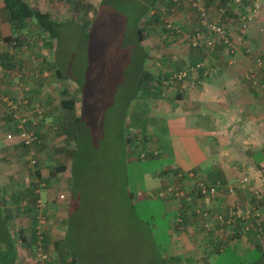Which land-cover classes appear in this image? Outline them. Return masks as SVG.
<instances>
[{
	"label": "rangeland",
	"instance_id": "1",
	"mask_svg": "<svg viewBox=\"0 0 264 264\" xmlns=\"http://www.w3.org/2000/svg\"><path fill=\"white\" fill-rule=\"evenodd\" d=\"M51 1L47 2V7L44 6L45 4L43 5L45 9L48 8L47 13L55 11L52 7L56 3L59 4V11L64 8L62 12H65L59 15V19L63 16L61 20L64 22L58 26L57 38L51 39L47 33L41 32L32 24L27 31L24 30L23 36H20L18 40L17 36L20 33L13 31V35H17L11 36L16 39L11 41L13 43L8 46H12V51L15 52L14 56L17 52V58L24 55L22 58L26 59L28 63L25 74L32 76L38 93L41 91L39 87L41 88L43 84H48V86L59 90L58 84H55L58 75L54 64H60L64 77L73 80L79 86L80 93L78 94L77 91L75 96L82 104L81 112L79 108L77 112L66 114L64 118L62 117L63 122L68 124L76 114L77 116L81 115L83 117L80 125L82 131L76 146L71 138L59 133L58 127L63 125L60 122L61 118L59 119L60 109L56 105H52V102L50 104L52 106L43 112L44 118L45 114L47 115L45 124L47 127L43 133L40 131L43 135L42 142L34 146L37 157L36 162L32 164V158L30 161L27 158L32 151L30 146L25 145L26 149L17 145L20 143L17 139L6 138L8 129L4 126L0 128V182H6L5 185L0 184V212L3 213L0 215V264H11V258L8 257V255L11 257V253H13L10 251L11 243L13 251L14 244L17 243L19 252L30 253L31 255L28 256L31 257L32 264H64V260L69 261L71 256L61 250V246L64 248L66 246L69 252L73 247L74 250H79L83 254L87 263L78 260L77 264H175L174 262L182 258L173 256L174 241L167 230L168 220L172 218V214H162L166 211L164 206L170 204L169 200L163 199L166 196L163 194L164 187L161 189V196L133 200V206L129 205L127 199V192L134 191V186L141 181L142 172L154 169L153 165H158L161 157L157 155L152 159L144 160L137 157H133L136 160L124 159L122 150L124 128L126 126L135 127V125L137 129L142 127L146 137L150 136L147 130L153 123L146 116V111L141 112L144 110L143 105L139 106L136 116L132 120L125 113L128 105L130 107L133 101L139 99L141 101L138 100V103L143 102L139 96H133L137 90L139 63L141 60L146 62L147 82L150 86H155L157 82L167 79L173 72L184 68L188 62L202 57L207 74L201 73V75L207 77L206 80L210 79V82L215 75L220 78L219 90L223 93L219 94V101L224 104V101L232 97L225 94L223 90L235 92L238 90L235 89L236 87L241 88L242 85H245L246 90L256 91L252 97L253 92L249 90L245 97L254 98L257 102L254 111L260 118L259 120H262L264 108L259 100L264 98V74L260 71L256 73L255 84L246 78L248 68H252V58L259 56L264 60V49L253 41L252 30H250L254 12L259 8L257 5L261 0H239L237 2L227 0L224 6H221V0H201L207 19L218 22L229 32L232 51L228 47L220 45H216L213 51H209L205 47L193 50L187 46L183 34L202 30L197 11L190 5L192 0H177L175 4H170L169 0ZM101 5H103V9ZM43 6H41L42 10ZM145 11L146 13L140 18L139 23L145 31L144 41L145 45L149 46L148 50L137 45L133 39V25ZM243 13L251 16L250 25L246 24L245 28L242 27L240 19V15ZM51 15L56 16L57 13H51ZM69 18L79 25L68 20ZM169 20L178 26L180 30L178 34H173L166 28ZM45 38L50 40L51 47L45 48L41 45ZM0 42L2 43L1 40ZM20 42L23 44L19 45ZM1 51V54L8 52L2 48ZM142 53L146 54L144 58ZM214 53L219 54L218 59L212 55ZM167 55L174 60V63L173 65L165 63L160 70L156 60L158 57L167 58ZM205 58L216 61L210 64L208 60H204ZM18 67H21L19 63L10 67L7 76L11 77L12 75L13 78H16L20 88L22 87V91L18 93L30 95L29 87L26 89L29 81L20 79L19 71L22 73L23 71L20 68L18 70ZM199 73L200 71L195 74ZM60 81L65 82L63 79ZM50 83L52 84L50 85ZM24 84L26 85L24 86ZM163 87L164 89L172 87L178 89L198 88L197 82H194L192 78L188 79L185 87H182L181 83H171ZM31 90L35 91L32 88ZM38 99V97L32 98L35 103L43 106L49 105L39 102ZM241 100L243 99L241 98ZM226 103L230 104V102ZM232 103L234 102L231 101ZM57 117L58 119H56ZM140 133L137 136L143 138ZM62 135L63 137H61ZM131 139L133 140L135 137L131 136ZM152 141L153 138L150 136L145 142L149 144ZM73 149L74 175L71 181L68 169ZM19 150L21 158L16 161L13 159L15 155L12 154L18 153ZM157 150L159 149L157 148ZM257 157L258 153L252 155L255 161ZM63 160L67 164L68 171L56 172L55 168ZM240 164L232 170L239 173V176L234 175L235 178L229 180L231 181L230 186H233L232 192L223 185L225 182L219 178L222 184L219 188L222 197H219L225 202V208L219 212V215L228 218L233 206H238L242 215H245L248 210H250V214L256 211L258 213L256 218L260 220L261 230L259 233L254 231L252 237L255 240L251 241L249 248L239 244L234 248L225 247L218 255L214 254L215 257L203 259L208 264H264L263 180L262 182L258 181L256 187L250 189L251 184H254V182H250V179H254V171L262 172L263 166L254 164L256 167L248 168V165ZM15 169L21 180L19 186L22 188H18L22 192L16 194L10 189L12 182L6 180L9 172H14ZM242 174L248 178L245 183H239L244 187L243 192H240L237 187L239 182L237 177H241ZM12 180L14 181V179ZM31 182L34 185L33 188ZM27 184L31 186V191L34 193L24 191L23 188ZM47 188L52 194V199L46 198L43 190ZM63 188H67L68 192H63L65 191ZM38 190L43 191L38 197L39 203L37 200H32L35 194L40 193ZM251 190L253 193L257 191L259 195H252ZM58 194H63L64 198L60 199ZM69 195L72 197L68 198ZM252 201L253 204H257V206L255 205L258 207L256 210L251 204ZM57 204L60 206L57 207ZM65 204H68L70 208ZM234 207L232 212L236 210ZM24 208L30 209V212H26ZM61 211L67 214V234L62 244L55 247L53 244L55 237L60 238L63 235L64 226L61 221L62 224L55 231L56 218H54V225H50V219L51 216H55ZM40 212L47 216L44 224L37 222L36 216ZM215 215L211 214L210 219H214ZM59 218L64 219L65 217L60 216ZM221 226L219 225V229ZM149 230L151 233H148ZM44 231L49 243L36 244L33 233L45 236ZM233 231L234 233L238 232L237 222L230 230L225 226L219 232L227 233L224 236L230 238V234H234ZM38 246L42 252L48 254V260L42 262L36 256ZM219 248L221 247L219 246ZM86 253L90 256L84 257ZM21 264H25V262Z\"/></svg>",
	"mask_w": 264,
	"mask_h": 264
},
{
	"label": "crops",
	"instance_id": "2",
	"mask_svg": "<svg viewBox=\"0 0 264 264\" xmlns=\"http://www.w3.org/2000/svg\"><path fill=\"white\" fill-rule=\"evenodd\" d=\"M24 1L27 4H29L31 7L36 8L43 13L48 12V8L45 9V7H47L48 5L47 2L49 3V0H24ZM56 2H58V0ZM51 3H53V1H51ZM41 6H43L44 8L43 10L41 9ZM257 6L259 8L255 10L253 15V22L251 25L250 24L249 25H250V30H252L253 41L257 42V44H259V46L264 49V0H261L260 3L258 2ZM52 8L55 11H51V12L49 11L50 13L48 14L50 15V18L58 22L59 25L62 24L64 22L63 20H61L63 19V16L61 19H59V15L65 13L62 12L64 11V8L63 10L59 11L58 3L54 4ZM2 9H3V1L0 0V40L3 42V45L0 46V51L2 48L4 50H8L9 52V54L8 52L6 53L4 52L5 54L0 53L1 54L0 56V128H3L4 126L5 128L8 129V131L16 132L14 126L12 125L10 116L8 115L9 108L1 100V96L6 95V96L14 97L18 94L19 91H22V87L20 88V85L17 84L16 78H13L12 75L11 77L7 76V73L10 72L9 68L13 67V65H15L16 63H19L21 66L18 67L17 69L19 70L20 68L23 71V73L19 71L20 73L19 77H21L20 79L23 81L25 80L27 82L29 81L28 85L26 86V89L29 87L28 90H30L29 96L31 98L38 97L39 102L45 104L48 103L49 105L45 106V108H49L52 105H56V107L60 109L59 110L60 112L59 119L61 118L60 122L62 124H65L63 122V118L66 114L77 112L79 111V108L81 112L82 104L79 102V99L78 100L76 99L77 97L75 96L77 91L78 94L80 93L79 86L73 80H69L64 77L60 64L59 65L54 64L55 71L57 72L58 75L55 84H58L57 86H59V90L55 89L54 87L48 86V84L42 85L41 82L39 83L42 85L41 88L39 87L41 91L38 93L36 88L37 86L33 83L34 80L32 76H28V74L27 75L25 74V72L27 71L28 63L26 62V59L22 58L24 57V55L21 58L20 57L17 58L18 56L17 52H16V56H14L15 52L14 54H10V46L8 45H11L13 42L11 41L7 42L4 40V38L13 35L12 33L13 30L11 29L10 24L6 21L5 15L2 13ZM51 13H57V15L53 16L51 15ZM68 20L79 25L77 22H74L73 19L71 18H69ZM16 35L17 34H14L13 36ZM49 42L50 40L45 38V41H43L41 45L45 48L51 47ZM21 44L23 43L20 42L19 45ZM140 46L147 50L149 49V46L145 45L144 39L141 42ZM147 50H146V54H147ZM212 55L216 59L219 58L218 53H214ZM197 59L203 60L202 57H199ZM204 60L205 61L208 60L210 64L211 63L213 64L216 61V60H212L211 58L210 60L208 58H205ZM156 62L161 70L162 66L165 65V63L167 65H173L174 60H172L169 57V55H167V58L158 57ZM145 64L146 62L141 60L139 63V70L145 71ZM17 66L19 65L17 64ZM136 66H138V63H136ZM162 70H168V69H162ZM201 73L202 72L196 74L195 75L196 77L192 78L194 82H197L198 88L188 87L186 89L185 87L184 89L182 88L178 89L172 87V88L164 89L163 87L164 85L162 82L165 79H162L161 81L157 82V85L155 84V86L153 85L150 86L151 89L150 92H148L147 96L141 95L140 90L134 92L133 96L134 97L139 96V98H142L143 102L141 103L143 104L138 103L139 99H137L133 101V104L130 107L128 105L125 113H127L130 120H132L135 118L136 116L135 114L139 106L143 105L144 110L141 112L146 111L147 113L146 116L149 117V119H151V122H153L150 127L151 131L150 128L147 130L148 133H150V136L153 138V141L149 144L145 142L146 139L150 138V136L145 137L144 132L142 131L143 130L142 127L137 129L136 125L135 127L126 126L124 128V132L122 136L123 144L121 143L123 146L122 150L124 153V159L133 160L134 159L133 157H137L136 151H139L141 149L151 150L153 148L159 149L158 156L160 155L161 157L159 158L160 163L158 165H153L154 169H150L142 172L141 181L139 182L138 185L136 184L134 186V191L127 192V199L129 200L130 206H133V200L151 199L156 195L161 196L160 195L161 189L163 187L165 189L167 184H169L170 182H172L171 184L173 185L188 188L190 186L189 183L180 182L174 178L172 174L175 172L193 170L199 173L208 181H213V180L216 181L219 180V178H221V180L225 182V183L223 182L224 186L233 187L230 186L231 184L229 183L231 181L229 180L235 178L234 175L239 176V173H235L232 171L235 168H237L238 164L243 162L240 165H248V168H250L251 166L253 168L256 167L254 166V164L255 165L260 164L261 166L264 167V159L263 161L258 163L252 158V155L257 152H263L264 154V117H261L262 120H259L260 118L256 116L254 110L256 108L257 102L254 100V98L245 97L250 89L246 90L244 88L245 85H242L241 88L236 87L235 89L238 90L235 92L232 90L231 91L223 90L225 94L227 93L228 96L230 95L232 97L227 101H224V104H222V102L219 101V94L221 95V93H223L220 92L219 90V80H220L219 76L215 75L214 79H212L210 82V79L206 80L207 77H203ZM60 79H63L65 82L60 81ZM51 84L52 83H50V85ZM25 85L26 84H24V86ZM31 88L35 91L32 92ZM52 88H54V90H52ZM23 90L25 89L23 88ZM250 91L253 92V94L251 95L253 97L256 91H254L253 89ZM241 98L243 100H241ZM63 100H72L73 103L69 102L72 103V106L70 108L65 107L63 105ZM231 101H233L234 103L231 104ZM226 102H230V104ZM260 102H262L264 108V98H261V100H259V103ZM51 103L52 105H50ZM46 116L47 115L45 114V118H43L44 123L38 122V127L40 128V131L42 133L47 127L45 125L47 123ZM79 116L81 115L78 116L77 114L75 115V117L77 118ZM56 119H58V117ZM138 133L143 135L142 137L145 141L142 140V143H140V140L142 138H140L139 140L135 138L134 139L135 144L130 145L131 149L128 151L129 152L128 155L126 153L127 146L125 145V137L132 140L131 136H133L134 138ZM61 137H63V135ZM17 145H21L27 149V147L22 143H18ZM30 148H31L30 150H32L36 155L35 149L33 147ZM32 151H30V153ZM19 152L20 150L18 151V153L15 154L14 152V154H12L15 155L13 159L16 161L17 159L20 160L21 158ZM73 156L74 155H71L69 160V164H70V168L68 169L69 171L67 170V166L63 170V173L66 172V170L68 171L69 178L71 181L74 175ZM27 158H29L30 161L31 158L30 155H28ZM152 158H148V159H152ZM261 170L262 172L260 173L253 170L254 179L253 180L250 179V182H254V184L253 185L251 184L250 189L256 187L255 185L258 181L262 182L263 180L264 183V168ZM18 175L19 174H17V170L15 169L14 172L13 171L9 172L6 178V180L10 181V183L12 182L10 184L11 185L10 189L13 190L15 194L22 192L21 190L18 189L21 188V186H19L20 185L19 182H21V180L18 178L19 177ZM25 176H27V174ZM243 176L245 175L242 174L241 177H237V180L239 181V179L242 178ZM12 179H14V181ZM5 183L6 182L4 183L0 182L1 185H5ZM242 185L243 184H239L238 182L237 187L240 189L239 190L240 192H243L244 189ZM31 186L32 188L34 187L33 184ZM31 186L28 184L24 186L23 188L24 191L33 192L31 191L32 190ZM63 190H65L63 191L65 193L68 192L67 188H63ZM43 191L46 194L47 199H52L51 197L52 194H50L48 188ZM43 191L38 190V192L40 193L35 194L37 195L36 200H39L38 197L41 196ZM35 192L37 193V190H35ZM221 193L222 192L219 191L217 196L214 198H200L195 193V191L190 190L188 197L181 200L182 204L180 206L178 199L174 198L173 196H168L163 192V194L166 195L163 197V199H165V201L167 200L170 201L169 206L168 205L164 206L166 211L162 214L165 213L172 214V218L168 220L167 230L169 236L174 241L175 248L173 250V256L182 258L177 262H174L175 264H208V262L203 261V259L205 260V258L215 257V255H218L219 252H222L225 247L234 248L236 247L237 244H239L240 246L243 245L249 248L251 246V241L253 242V240H255V238L252 237L253 236L252 233L246 230L249 228V226L253 228V225L257 224L260 221L258 220V218H256L258 214L256 211L251 212V214H249V217L243 219L242 217L243 215L241 214V210L238 209V206L237 207L233 206L234 208H236L237 215L235 216L234 221H232L231 224L217 223V221H215L214 219H209L208 227L202 225L203 221L200 215L196 212V210L202 209L210 212V214L212 215L219 214V212L223 210V208H225L224 200L219 197V196L222 197ZM263 193H264V187H263ZM252 195H259V194L257 191H255L254 193L252 191ZM69 197H72V195H69L68 198ZM250 200L252 199L250 198ZM251 204L254 210L258 208L256 207L257 204H253V201ZM58 206L60 205L57 204V207ZM66 206L70 208L68 204ZM233 207L232 208L230 207L231 212ZM241 207L242 206H240V208ZM24 209L26 212H30V209L27 208ZM179 211L181 212L180 217L182 218V221L177 222L176 215ZM55 216L54 215L51 216L50 219L51 221L50 225L51 224L54 225L53 224L54 218H56L55 221L56 224L54 225L55 227L54 230L57 231L58 226L60 227V224L62 223L64 226L63 235H61L60 238L55 237V241L53 244L56 247L57 245H61L62 242L65 240L68 223L66 222L67 214H64V212L61 211L58 214H55ZM60 216H64L65 218L64 219L59 218ZM46 217L45 219L47 220ZM235 222H237L238 232L234 233L233 231L234 234L231 233L230 238L224 236L227 235V233L221 234L219 232L222 230V228H225V226L228 227V229L230 230V228H232L235 225ZM219 225H222L220 229H219ZM148 233H151L150 230ZM43 237H44L42 240L43 244L45 245L49 243L46 234ZM32 241L33 239L31 240V242ZM222 243L224 244L223 246L220 245ZM14 245H15L14 254H13L14 261L12 262V264H21L24 262L25 264L26 262L27 264H32L31 257H29L31 254L27 252H25L26 254H24L21 251L19 252L18 251L19 247L17 248V243H15ZM219 246L221 248H219ZM61 248H62L61 250H64L67 255H70L75 259V264H77L78 260H82L83 262L87 263L83 258V254L79 252V250H74L72 247L71 251L69 252V249L66 246L65 248L61 246ZM89 256L90 254L88 253L84 255V257H89Z\"/></svg>",
	"mask_w": 264,
	"mask_h": 264
},
{
	"label": "built area",
	"instance_id": "3",
	"mask_svg": "<svg viewBox=\"0 0 264 264\" xmlns=\"http://www.w3.org/2000/svg\"><path fill=\"white\" fill-rule=\"evenodd\" d=\"M173 4L177 0H171ZM235 2L239 0H234ZM190 5L194 10L197 11V15L199 17V23L202 26V30H194L192 32H188L183 34V39L186 40L187 46L193 50H199L202 47L208 49L209 51L215 50L216 45H223L230 48L232 45L229 41V32L225 30L222 26L219 25L218 22H212L207 19V14L205 12L204 6L201 4V0H192ZM240 19L242 20V27L245 28L246 24H249L251 20V16L249 14L240 15ZM167 21V20H166ZM166 28L170 30L171 33L178 34L180 32L178 26L173 23V21L169 20L166 24ZM3 45V42H0V46ZM14 45V44H13ZM249 50L247 49V52ZM10 54H14L12 51V46H10ZM252 68H248V72L246 73V78L250 80L253 84L256 83L255 75L258 71L264 74V60L259 56H254L252 58ZM202 72L203 75L207 74V70L205 69V63L202 60H196L193 62H188L184 65V68H180L178 71L173 72L167 79H165L162 83L163 85H168L171 83H181L182 87H185V84L188 82V79L195 78L197 72ZM1 100L8 106L9 113L12 125L14 126L16 132H7L6 138L12 139L16 138L18 142L23 145L33 147L40 144L42 142V134L40 132V128L38 127V122L44 123L43 112L46 109L45 106L40 105L39 103L33 102L32 98L26 93H18L14 97L10 96H1ZM139 140L141 137H135ZM143 138L140 140L142 143ZM133 144H135V140L133 139ZM139 159H148L151 156L155 157L159 154V150L157 149H141L136 152ZM31 163L36 162L35 153L32 151L30 153ZM137 157V158H138ZM175 176L176 180L184 183H189L190 186L188 188L177 186L173 184H169L165 187V194L168 196H173L178 199L179 205L182 204V199L188 197L190 190L195 191V193L200 198H214L217 196L219 192V188L222 186L219 180L216 181H208L199 173L188 170L177 172L176 174H172ZM247 178L244 177L239 180V183H245ZM230 192L233 191L232 187H228ZM60 199L64 198L63 194H58ZM39 203V200H37ZM38 206V204H37ZM237 207V206H236ZM196 212L200 215L205 227L209 226V219L211 218V214L208 211L197 209ZM180 211L176 215L177 222L182 221L180 217ZM250 211L248 210L245 215H243V219L249 217ZM237 215L236 210L231 212L228 218H225L222 215L216 214L214 216L215 221L217 223H227L231 224L234 221L235 216ZM38 224H44L46 222L45 215L40 212L37 216ZM259 224V222L257 223ZM36 236V244H42L43 236ZM38 252L36 256L42 261L48 260V254L41 251L40 246H38Z\"/></svg>",
	"mask_w": 264,
	"mask_h": 264
},
{
	"label": "trees",
	"instance_id": "4",
	"mask_svg": "<svg viewBox=\"0 0 264 264\" xmlns=\"http://www.w3.org/2000/svg\"><path fill=\"white\" fill-rule=\"evenodd\" d=\"M2 1H3L2 13L5 15L6 21L10 24L11 29L14 32L20 33L19 36H17V40L19 39L20 36H23L24 30L27 31V29H29V27L32 24L35 25L41 32L47 33L51 39L55 40V38H57L58 33H59L58 32L59 23L56 22L55 20L51 19L50 15L48 13H43V12L39 11L38 9L31 7L24 0H2ZM169 2H170V4L173 3L171 0H169ZM226 2H227V0H221V6H224L226 4ZM102 6L103 5H101V8H102ZM145 13H146V11L143 12L138 17V21L137 22L135 21V23L133 25V34H134L133 39L137 45H141V42L144 39L145 31L139 22H140V18ZM14 39H16V37L12 38L11 36H8V37L4 38V40L7 42H10ZM220 46H223V45H220ZM142 54H143V58H144V56H146V54L145 53H142ZM142 54H141V57H142ZM138 74L139 75L137 78V84H136L137 90L136 91L140 90L141 95L147 96L148 92H150V89H151L150 85L147 82L148 81L147 80L148 79L147 78L148 73L144 70H142V71L138 70ZM69 102L73 103L72 100H63V105L65 107L70 108L72 106V103H69ZM82 120H83V117H81V116H79L78 118L75 117L68 124L65 123L61 127H58V132L61 134H64L69 139L71 138L72 142L75 143V146L78 145L79 134H81V131H82V129H80V127H81L80 125H81ZM125 145L127 146L126 153L129 155L128 151L130 149V145H134L133 141L128 139L127 137H125ZM73 152L74 151H72L71 155H73ZM257 153H258V157H257L256 162L260 163L264 159V154H263V152H257ZM150 158H152V156ZM138 159H139V157H138ZM65 167H66V162L63 161L59 164L58 167L55 168V171L56 172L57 171H63L65 169ZM176 173L177 172H175L174 174H176ZM174 178H175V176H174ZM213 181H215V180H213ZM36 199H37V195H34L32 200L35 201ZM1 214H3V213L0 212V215ZM0 218H1V216H0ZM5 220L7 221V217L5 218ZM260 225L261 224L259 222V224L253 225V228L249 226V228L246 231H250L252 233V235H253L254 231H256V233H259L261 230ZM33 236H35V235H33ZM7 250H8V246H7ZM10 251H12L13 253H11V257L9 255H8V257L11 258L10 262L12 264V262L14 261V257H13L14 251H13L12 243H11ZM63 263L64 264H75V259L71 256L69 261L66 262L64 260Z\"/></svg>",
	"mask_w": 264,
	"mask_h": 264
}]
</instances>
